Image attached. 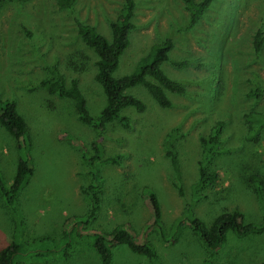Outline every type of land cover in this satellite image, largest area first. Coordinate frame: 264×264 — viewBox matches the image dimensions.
<instances>
[{
  "label": "rangeland",
  "instance_id": "rangeland-1",
  "mask_svg": "<svg viewBox=\"0 0 264 264\" xmlns=\"http://www.w3.org/2000/svg\"><path fill=\"white\" fill-rule=\"evenodd\" d=\"M133 1L134 28L113 76L131 74L151 46L170 39L173 49L161 69L185 92L167 93L172 106L161 109L144 88L129 89L126 94L139 99L145 110L139 114L123 109L127 128L114 121L102 133L81 124L72 102L48 95L40 83L48 78V68H57L66 86L77 82L88 114L96 119L105 98L93 80L96 56L80 41L76 23L110 40L109 22L125 0H74L63 10L54 0L0 3V100L14 102L26 122L33 167L15 199L17 221L0 196V249L12 240L21 244L14 264H99L92 247L80 242L69 226L70 218L87 213L81 189L90 183L87 159L98 151L100 210L86 230L79 231L106 233L124 224L139 241L151 245L159 264H259L264 234L243 239L228 234L209 260L187 218L209 225L219 214L237 210L245 223L264 221L263 202L248 184L251 175L264 183V128L249 140L243 118L250 112L264 114V0H211L196 19L182 0ZM257 33L262 38L259 51L253 43ZM217 122L221 131L207 161L202 141ZM168 148L176 155L178 175L166 156ZM17 161L16 142L0 127V180L6 188ZM201 165L215 178L195 189ZM147 191L157 199L170 238L176 230L173 222L184 215L167 245H160L148 225ZM65 230L73 232L67 257L61 259ZM112 264L151 262L117 246Z\"/></svg>",
  "mask_w": 264,
  "mask_h": 264
},
{
  "label": "trees",
  "instance_id": "trees-1",
  "mask_svg": "<svg viewBox=\"0 0 264 264\" xmlns=\"http://www.w3.org/2000/svg\"><path fill=\"white\" fill-rule=\"evenodd\" d=\"M2 1L4 0H0V3ZM54 1L57 8L63 10L69 8L74 0ZM210 1L203 0V2L196 4L194 0H182L185 8L190 11L192 19H196ZM134 9L135 2L133 0H125L123 8L116 19L109 22L110 40L98 34L93 27L76 23V33L80 41L96 56L93 80L100 86L105 98L104 107L96 119L88 114L86 100L77 82L72 80L66 86L57 68H48V78L40 83L48 95L55 96L59 99L70 100L78 121L84 126H88L100 133L105 130L108 124L114 121L119 122L123 128H127V119L121 116L123 109L130 108L139 114L145 110L144 104L139 99L126 94V91L129 89L135 87L144 88L153 102L161 109H168L172 106L167 93L171 95H182L185 92L182 85L169 78L161 69V66L168 61V55L173 49V43L170 39L151 46L146 55L138 60L131 74L120 78L113 76L118 68L120 58L130 43V35L134 28L132 23ZM253 43L254 50L259 51L262 43L260 33L256 34ZM74 65L78 64L76 63ZM175 66L181 67L180 64H176ZM78 70L82 72V68ZM243 118L247 139L255 140L264 128V114L250 112L244 115ZM0 127L16 142L18 152V161L11 185L6 188L0 180V196L4 204L9 208L15 221H17L18 211L14 205L15 199L24 184L31 177L33 167L29 156L30 142L27 125L23 117L17 112L14 102L0 100ZM221 127L222 123H215L207 136V140L202 141L205 150L203 154L207 161L213 152V147L218 141ZM99 155L100 152L97 151L93 157L87 159V175L89 176L90 183L81 189V195L87 204V213L83 216H73L70 218L69 226L72 224L71 227H74L76 232L75 236L80 242L86 241L92 247L98 256L99 264H112V249L117 246H125L129 252L146 258L151 264H159L157 255L151 245L146 240L139 241L134 232L124 224L116 225L106 233L93 230L90 232L88 230L87 232L89 234L87 233L86 235L85 231H79L80 228L86 230L84 228H87L94 221L100 210L103 179L98 167ZM166 156L169 159L174 173L178 175L177 158L171 148L167 149ZM214 178L215 174L206 173L204 167L201 165L199 169V181L194 185L195 189H201V187L207 185ZM248 184L251 186L258 201L263 202L264 207V183L262 179L257 175H251L248 178ZM147 195L148 199L146 203L150 211L148 225L155 230L154 233L160 245H167L170 240L173 241L175 239L177 230L185 220L184 215L182 214L173 222V227H176V230L170 238L164 231L161 211L155 195L151 191H147ZM185 212L190 214L188 208ZM187 224L204 247L209 260L224 245L228 234H232L237 239L264 234V221L259 224L245 223L243 215L237 210L219 214L209 225H205L199 219L189 216L187 218ZM18 225L17 223L15 224V230ZM72 232L73 230H65V232L61 233L60 239L62 244L59 249L62 252L61 259H66L67 257L66 251L70 247ZM141 232L146 235L147 229ZM21 249V244L12 240L7 246L0 249V264H14V260L21 253ZM42 256H39V258H42ZM18 262L19 259L16 263ZM259 264H264V248L263 259Z\"/></svg>",
  "mask_w": 264,
  "mask_h": 264
}]
</instances>
